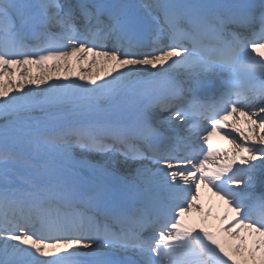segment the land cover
<instances>
[{"label": "snow or ice", "instance_id": "1", "mask_svg": "<svg viewBox=\"0 0 264 264\" xmlns=\"http://www.w3.org/2000/svg\"><path fill=\"white\" fill-rule=\"evenodd\" d=\"M0 264H264V0H0Z\"/></svg>", "mask_w": 264, "mask_h": 264}, {"label": "bare ground", "instance_id": "2", "mask_svg": "<svg viewBox=\"0 0 264 264\" xmlns=\"http://www.w3.org/2000/svg\"><path fill=\"white\" fill-rule=\"evenodd\" d=\"M33 71L35 72L36 69L33 68ZM80 71H82V70L80 69V67L78 65H76L75 66V71L72 72V73H69V75L71 77L75 78L76 73H79ZM83 71L85 72V74H89V73H94L95 72V69H88L87 68V65H85V69ZM61 75H63V73H61ZM27 87H31V86L26 85L25 88H27ZM89 159H91L94 163L95 162H100V163H103L104 162V158H103L102 155H97V154L94 155V153L89 156ZM139 165L138 164L136 165V164H133V163H128V169L129 170L123 172V175H127L128 176V174H129V177L132 176V175H134L135 174V170H136L137 167H139ZM203 202L207 205L205 199L203 200ZM219 210L222 211V209H219ZM215 211L216 210H214V213H213L214 216H215ZM192 215L195 216V215H197V213L195 211H193Z\"/></svg>", "mask_w": 264, "mask_h": 264}]
</instances>
